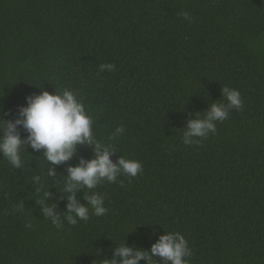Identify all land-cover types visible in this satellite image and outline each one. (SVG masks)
Listing matches in <instances>:
<instances>
[{
  "label": "trees",
  "instance_id": "1",
  "mask_svg": "<svg viewBox=\"0 0 264 264\" xmlns=\"http://www.w3.org/2000/svg\"><path fill=\"white\" fill-rule=\"evenodd\" d=\"M101 63L115 67L97 74ZM225 86L243 107L185 145L188 121L223 102ZM63 88L116 150L110 159L143 171L67 193V168L94 159L93 145L59 165L27 144L20 168L0 156V264H103L122 246L149 251L165 231L185 236L189 264H264V0H0V119ZM45 192L62 220L68 195L88 205L100 193L108 211L89 206L87 221L57 228L43 215Z\"/></svg>",
  "mask_w": 264,
  "mask_h": 264
},
{
  "label": "clouds",
  "instance_id": "2",
  "mask_svg": "<svg viewBox=\"0 0 264 264\" xmlns=\"http://www.w3.org/2000/svg\"><path fill=\"white\" fill-rule=\"evenodd\" d=\"M179 15L191 23L192 18L187 12H181ZM114 67L111 63H101L97 74L111 72ZM222 96L223 102L211 104L202 118L198 116L188 121L182 139L185 145L198 143L197 138L205 139L209 134H215L217 122L226 120L230 110H240L243 107L239 90L225 86L222 88ZM25 99L26 106L19 109L17 119L14 121L0 119V156L4 157L13 168L22 166L25 144L33 151L38 152L43 149L44 159L53 165L68 161L78 145L90 144L93 145L95 158L81 159L77 166L67 168L68 176L62 184L63 192L72 193L77 187L91 190L104 181L117 182L121 174L136 177L142 173L143 166L137 160L123 156L115 162L110 159L116 150L96 139L92 131V117L82 100L70 88L55 90L52 94L41 91ZM17 126L23 127L27 132L25 138H21ZM124 133V127H117L111 138L116 139ZM48 174L55 175V172L50 170ZM35 181L39 183L40 177H36ZM47 195V192L43 195L41 209L45 218L51 219L52 224L57 228L63 227L64 221L70 225H76L78 221H87L89 206L97 217L105 215L108 211L104 206L105 198L100 193L93 192L86 196L88 205H80L74 195H68L67 211L62 220L60 215H53L55 206L45 204ZM14 211H23L22 205H18ZM115 256L119 259L104 261L103 264H139L141 260L146 261V264H154L153 256H158L170 264H189L192 250L185 236L180 232L165 231V234L159 236L151 245L149 251L122 246L115 250Z\"/></svg>",
  "mask_w": 264,
  "mask_h": 264
}]
</instances>
